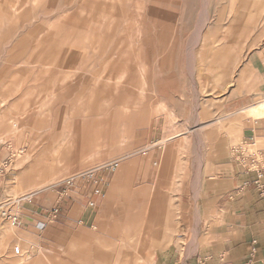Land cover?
<instances>
[{
    "label": "rangeland",
    "instance_id": "374dc122",
    "mask_svg": "<svg viewBox=\"0 0 264 264\" xmlns=\"http://www.w3.org/2000/svg\"><path fill=\"white\" fill-rule=\"evenodd\" d=\"M259 106L264 0H0V264H188Z\"/></svg>",
    "mask_w": 264,
    "mask_h": 264
},
{
    "label": "crops",
    "instance_id": "0c3cea01",
    "mask_svg": "<svg viewBox=\"0 0 264 264\" xmlns=\"http://www.w3.org/2000/svg\"><path fill=\"white\" fill-rule=\"evenodd\" d=\"M262 106L246 112L263 113ZM260 119L264 116L255 120ZM253 179L237 163L210 178L203 189L196 252L188 264H264V203Z\"/></svg>",
    "mask_w": 264,
    "mask_h": 264
},
{
    "label": "built area",
    "instance_id": "2783aa9c",
    "mask_svg": "<svg viewBox=\"0 0 264 264\" xmlns=\"http://www.w3.org/2000/svg\"><path fill=\"white\" fill-rule=\"evenodd\" d=\"M253 132H255V130H253ZM250 139L255 140V136H251ZM254 144L255 143L247 145V142L244 141L238 147H233L231 149V157H233L239 168H241L243 174L254 175L252 184L258 192L261 201L264 203V149H257L249 152L246 147ZM112 165L114 164L109 166ZM109 166H106V168ZM1 172L2 170H0V174ZM93 174L94 171H88L76 178L64 180L61 182V186L63 187L62 190L59 191L60 196L64 197L71 188H74L75 190L81 191V195L87 198V207L92 209L96 208L97 201L102 196V180L95 178ZM89 178H91V184L86 185ZM80 179L81 182L79 183ZM56 212L57 210L55 208L53 213L55 214ZM11 218L13 219L14 223L16 221L15 216H11ZM38 227L42 229L44 224L40 223L38 224ZM15 253L20 254L19 248L15 249Z\"/></svg>",
    "mask_w": 264,
    "mask_h": 264
},
{
    "label": "bare ground",
    "instance_id": "6f19581e",
    "mask_svg": "<svg viewBox=\"0 0 264 264\" xmlns=\"http://www.w3.org/2000/svg\"><path fill=\"white\" fill-rule=\"evenodd\" d=\"M259 56H260V58H261L260 53H258V57H259ZM252 65H253V66L255 65V60L252 61ZM41 172H43V171H40V173H41ZM40 173H39V174H40ZM40 176H41V175H40ZM49 182H50V181H49ZM49 182L44 183V184H41V183H40L41 185L37 186V188L35 189V191H37V190H39V189H42L43 187L47 186ZM140 244H141V243H140ZM138 247H139V246H138ZM133 249H135V248H133ZM135 250H136V249H135ZM137 251H138V250H137ZM141 252H142V250H141ZM142 253H143V252H142ZM141 256H144V254L141 255ZM138 258H139V257H138ZM138 258H137V259H138ZM141 259H142V258H141ZM143 260H145V258H143Z\"/></svg>",
    "mask_w": 264,
    "mask_h": 264
}]
</instances>
